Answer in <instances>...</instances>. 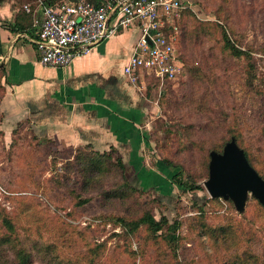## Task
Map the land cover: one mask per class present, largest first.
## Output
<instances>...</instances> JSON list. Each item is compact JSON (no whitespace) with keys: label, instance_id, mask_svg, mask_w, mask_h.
Returning a JSON list of instances; mask_svg holds the SVG:
<instances>
[{"label":"rangeland","instance_id":"1","mask_svg":"<svg viewBox=\"0 0 264 264\" xmlns=\"http://www.w3.org/2000/svg\"><path fill=\"white\" fill-rule=\"evenodd\" d=\"M183 2L198 21L227 25L251 56L234 58L219 41H204L193 49L180 45L183 11L177 20V46L185 62L183 77L170 83L146 78L142 84H134L156 111L143 126L146 133L140 140V150L126 147L121 157L131 183L158 200L153 203L154 216H166L170 223L179 222L180 246L175 249L163 238L158 242L145 241L143 233L125 240L117 235L124 229L106 220L105 215L113 212L97 205H79L77 194L62 187L56 189L53 181L60 174V158L65 155L59 152L73 146L58 144L43 132L40 114H29L27 104L13 106L6 102L5 108L0 106V211L17 217L21 233L34 236L46 232L50 239L63 242L65 254L74 259L90 255L95 264H155L157 254L164 255V264H218V254L223 252H215L213 240L191 219L204 210L206 220L214 226L233 224L240 245L256 250L264 264V211L259 201L250 195L244 212H238L231 200L218 198L220 202H212L215 198L205 186L210 152L217 150L213 145L226 138L225 146L228 138L235 137L234 131L242 132L254 145L264 165V0ZM133 28L126 37L130 41L140 31ZM99 52L95 47L88 53L92 54L88 58L93 72L102 64ZM128 57L125 52L110 57L114 72L122 79L126 78L123 69ZM193 62L204 68L207 77L201 90L210 92L209 102L202 98L200 101L207 104L204 109L195 104L196 109L187 111L180 99L195 84L187 83L188 65ZM3 95L0 84V102ZM10 112H15V116L8 117ZM162 159L171 160L176 167L165 165ZM176 172H181L186 180L191 175L200 188L180 189L172 181ZM36 219L47 221L48 229L44 230ZM95 248H100L98 253ZM131 249L139 251L136 258Z\"/></svg>","mask_w":264,"mask_h":264},{"label":"trees","instance_id":"2","mask_svg":"<svg viewBox=\"0 0 264 264\" xmlns=\"http://www.w3.org/2000/svg\"><path fill=\"white\" fill-rule=\"evenodd\" d=\"M91 1L95 4L100 3L99 0ZM196 18L192 9L187 7L184 9L183 27L179 36L180 45H188L193 49L194 46H199L204 41H219L223 42V47L234 58H250V52L239 45L234 38L235 33L231 32L227 25L220 21H198ZM191 64L187 69L189 74L187 83L195 84L180 99L187 105L188 108H184L187 111L192 110V107L196 109L195 104H199L200 108L204 109L207 104L201 102L200 99L205 98L209 102L210 93L207 90L205 92L201 90L207 77L203 74V66H197L195 62ZM146 78L150 77L146 76ZM233 133L237 143L245 150L251 165L264 177V165L257 156L254 145L246 140L242 132L234 131ZM187 136L190 137L191 133ZM225 139L213 145L218 152H222ZM228 140L231 139L228 138ZM59 153L65 155L60 158L62 159L60 174L53 181L57 186L56 189L62 187L68 193L77 194L79 205H97L105 211L113 212V214L105 215L106 220L124 229L123 233H117V235L125 240L143 233L145 241L158 242L163 238L175 249L178 248V244L180 246V238L177 235L179 222L170 223L166 216L160 219L154 216L153 203L158 200L152 199L146 190H140L131 183L127 175L126 164L116 147L111 146L109 150L101 151L88 143L73 146L66 152L60 151ZM54 162V165H57V160ZM162 162L167 166L176 167L171 160L162 159ZM172 181L182 190L194 191L200 188L191 175L186 180L181 172H176ZM214 200L221 201L218 198L211 201ZM258 204L264 211V206L260 202ZM191 219L200 225L199 230L213 240L215 252H223L218 254L221 258L218 264H261L262 260L256 250L240 245L238 231L233 224L227 222L214 226L206 220L204 210L192 216ZM36 220L44 230L48 229L47 221ZM18 224L15 215L0 211V264H95L93 256L84 255V258L74 259L65 254L63 242L50 239L45 235L46 232L34 236L21 233ZM164 230L166 232H163ZM99 249L95 248L97 253ZM131 253L135 255V258L139 255L137 250L131 249ZM154 259L155 264H164L166 261L164 255L159 254L155 255Z\"/></svg>","mask_w":264,"mask_h":264},{"label":"crops","instance_id":"3","mask_svg":"<svg viewBox=\"0 0 264 264\" xmlns=\"http://www.w3.org/2000/svg\"><path fill=\"white\" fill-rule=\"evenodd\" d=\"M33 3L0 0L1 108L6 102L13 106L27 104L29 114H40L42 131L61 145L91 143L101 151L114 146L120 156L126 147L140 150V140L146 133L143 126L156 108L127 76L122 79L114 72L110 57L119 52L131 56L141 31L132 41L126 37L135 28L97 45L102 64L96 72L89 69L93 66L88 58L92 54L75 58L66 68L46 67L39 62L30 41L37 28L35 19L41 18V12L33 14L24 9V5ZM9 116H15V112Z\"/></svg>","mask_w":264,"mask_h":264},{"label":"built area","instance_id":"4","mask_svg":"<svg viewBox=\"0 0 264 264\" xmlns=\"http://www.w3.org/2000/svg\"><path fill=\"white\" fill-rule=\"evenodd\" d=\"M185 8L183 0H34L24 5L29 13L41 12L30 41L46 67H69L105 40L138 27L141 36L124 66L133 85L142 84L146 76L160 83L183 77L177 20Z\"/></svg>","mask_w":264,"mask_h":264},{"label":"water","instance_id":"5","mask_svg":"<svg viewBox=\"0 0 264 264\" xmlns=\"http://www.w3.org/2000/svg\"><path fill=\"white\" fill-rule=\"evenodd\" d=\"M205 186L212 198L231 200L238 212H244L250 195L264 206V177L251 165L235 137L226 142L222 152H210Z\"/></svg>","mask_w":264,"mask_h":264}]
</instances>
